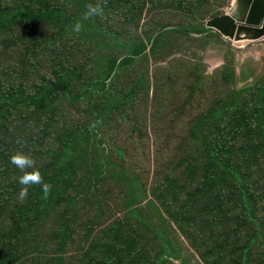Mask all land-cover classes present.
I'll return each instance as SVG.
<instances>
[{
    "label": "rangeland",
    "instance_id": "obj_1",
    "mask_svg": "<svg viewBox=\"0 0 264 264\" xmlns=\"http://www.w3.org/2000/svg\"><path fill=\"white\" fill-rule=\"evenodd\" d=\"M5 1L0 0V9ZM107 1H98L102 5L100 22L91 23V34L61 36L58 26L30 21L0 31L1 93L17 92L38 99L47 90L43 76L55 73L70 80L71 89L81 93V99L75 100L59 87L48 101L33 105L21 101L12 106L15 109L5 106L1 112L0 221L5 226L16 224L14 213L21 211L32 193L35 196L34 188L42 185L47 164L65 145L74 149L78 165L72 180L76 210L64 220L56 216L42 220L46 232L26 235L17 261L75 264L94 245L97 255L102 254L116 235L140 228V221L148 226L144 232L140 229L139 247L147 252L144 264H153L162 247L155 240L157 228L168 229L173 250L180 257H168L164 264H229L232 240L225 231L244 216L245 203L255 208L264 200V158L253 150L235 152L233 157L236 155L241 168L236 163V171L224 177L225 187L211 200L206 195L203 169L212 158L210 151L221 148L214 156L219 161L226 145L227 161V143L239 149L247 144L248 135L256 133L252 109L244 116L248 121L240 120L238 125L227 120L232 114L223 109L230 89L245 94L263 78L264 43L235 44L209 30L203 36L189 34L194 42L185 43L182 51L168 38L169 30H207L211 20L233 11L235 0H163L169 7H160L159 0H130L127 9L139 24L128 29H121L126 9H107ZM174 2H181L189 16L171 10ZM140 8L142 13L136 16ZM163 25L166 27L158 30ZM123 33L129 39L126 44L121 42ZM157 35L163 36L164 43L170 40L166 55L151 51ZM178 54L197 66L203 63V77L189 68L193 65L173 66ZM97 113L103 118L96 119ZM236 127H240L241 139L234 141L230 130ZM126 175L136 177L145 191L150 183L161 184V189L154 196L149 194L144 204V200L134 201L126 188ZM189 193L192 199L188 202ZM176 204L179 215L174 211ZM46 209L45 205L39 207L37 216ZM131 211L141 220L132 217ZM211 215L215 230L197 233L206 229L202 220ZM256 252L252 247L253 261Z\"/></svg>",
    "mask_w": 264,
    "mask_h": 264
},
{
    "label": "trees",
    "instance_id": "obj_2",
    "mask_svg": "<svg viewBox=\"0 0 264 264\" xmlns=\"http://www.w3.org/2000/svg\"><path fill=\"white\" fill-rule=\"evenodd\" d=\"M98 1L99 0H93L94 3L90 4L87 0H16V3L9 4L6 0L4 7L0 9V31H11L20 22L30 21L33 23H40L44 26H58L61 28V36H68V34L71 36L73 34L75 36L91 34L89 33V29H93L91 28V23L100 22L99 9L102 5L98 4ZM134 1L137 2V0ZM138 1L143 3L145 0ZM159 3H162L160 7H169L168 3H164L163 0H159ZM131 4L130 0H108L104 7L107 9L115 8L119 12L123 6L126 11L121 15L123 19L121 29H128L131 24L135 26L139 24L137 22V17L134 19L131 18V14L129 13L130 11L127 9L128 5ZM172 8H175L171 10H174L176 14L177 12H182L189 16V11L184 8L181 2H174V6ZM141 13L142 9L140 8L137 10L136 16H140ZM124 23H126V25H124ZM165 27L166 25H163L162 27L160 26V29L158 27V30H162ZM99 28L102 29V26ZM208 32L209 30L199 28L198 30L192 31L169 30L167 31V34L169 35L168 38L170 40H174L179 49L183 51L185 43L192 44L194 42L189 38V34L192 33L198 36H203ZM120 36H122V44H126L129 41L127 37L125 38L127 33L120 34ZM158 37L159 36L157 35L153 39L154 41L152 43L153 45L151 51H154L160 56L166 55V52L170 51V47L168 46L170 44V40H167V42L164 43L163 36L160 38ZM33 46L36 47L35 44H33ZM140 46L141 52L144 54L146 49L144 42ZM36 51L37 50L34 48L32 49L34 56ZM178 55L179 57L173 61V66L176 64L181 67L183 66V63L193 65L189 68L198 71V73H200L203 77L201 71L203 63L200 62V65L197 66L183 60L180 54ZM126 58L130 61H134L131 55H128ZM227 70L228 67H226V71ZM51 75L52 76H43L47 90L40 93L38 96L40 98L38 99L35 98L34 95L24 97L17 95V92L8 95L0 92V121L2 117L1 112L4 110L5 106H10V108L15 109V107L12 106L17 105L21 101H26L31 105L38 104V101H48L54 96L53 94L55 92H59V87H62L66 89L67 92L71 93L75 100L81 99V93L75 92L74 89H71L70 80L64 79L62 75L57 73ZM219 77L221 79V73L219 74ZM250 88V91L245 94H240L238 93V90L230 89L229 91L231 94L228 97L229 99L226 104L227 107L223 110L226 114H232L227 116V120L238 125L240 120H246V122L248 121V119L244 120V116L246 115L248 109H252V120L256 127V133H253L254 135L251 136L248 135L249 140L247 144L243 145L239 149H237L236 144L227 143V147L230 151L228 154L230 157L228 160L226 159L227 161H224L227 157V151L225 148L226 145L222 146V157L219 161L214 160V156L221 148L218 147L210 151L212 158L205 164L203 169L204 184L207 191L206 195L209 197L208 200H211V197H214V199L218 197L221 192V190L218 189L225 187L224 177L228 176L229 173L231 174L236 171V168L233 169V167H236V163L239 166L238 168H241V162L236 158V155L233 157L235 152L249 153L250 150H253L257 152L258 157L260 156V158H264V76L258 83L251 85ZM21 91L22 90H19V93H21ZM94 117L96 119L98 117L102 119L103 114L97 113ZM97 126L98 121L96 120L95 128ZM239 128L240 127H236L230 130V135L233 136L232 138L234 141L241 139V137H238ZM213 147H215V145H213ZM77 167L78 165L74 160V149L70 144H67L60 155L57 156L53 162L47 164L42 185H36L34 188L35 196L32 193V196L22 207L21 211L14 213L13 218H18L16 220V224H13L12 228H9L8 224L5 226V224L0 221V224L2 225L0 229V264H19L17 261V255L20 249L24 248V243L27 240L25 236L34 234L35 232H46L47 227H45V225L41 222L42 220L45 221L50 216H56L62 220L67 217H71V214H73L76 210L72 193V180L73 177H75V170ZM237 173L240 174V170H238ZM189 177L192 178V175L189 174ZM109 179L112 180L111 177H109ZM126 182V188L130 191V197L134 201L144 200L143 204L146 200H148L149 194L154 196L159 192V188L161 189V184L155 187V184L152 185V183H150L147 187V191H145L140 184L141 182L136 177L131 178L129 175H126ZM190 196L192 197V194L189 193L187 196L189 197L188 202L192 199ZM260 200L255 208L253 204L245 203L244 209H242V211H244V216L239 218L235 227L231 226L229 230L225 231L232 240L231 260L229 264H264V200L261 203ZM176 201L178 203H182L179 198H177ZM42 205H45L47 209L41 215L46 214L47 216L40 218L41 215L37 216V209ZM175 206L176 208H174V211L177 213V204ZM187 208L191 209V206L187 205ZM130 213L132 214V217L137 218V221L141 220L135 211H131ZM237 213L240 214L241 211H238ZM177 218L179 219V217ZM212 219H214L213 216L212 218L204 217L202 223L207 227L205 230L197 231V233L202 231H214L217 224L216 222H213ZM191 223L192 221H189L188 226L191 225ZM139 224L140 228L133 229L130 234L117 231L122 234L120 236L116 235L115 241L110 244V247L107 246L106 250L103 251L102 254L104 255H97V250L94 248V245L88 254L83 255L79 261L75 260L74 263L144 264L147 252L144 247H139L142 239L140 229L144 232V228L148 226H145V222L139 221ZM60 228L61 227L58 229ZM58 229H54V232ZM156 231V234H154L155 240L161 243L162 247L154 256L155 258L153 264H164L168 257L180 258L173 250V242L169 238L168 229L163 228L160 230L157 228ZM218 246L219 243L215 246L214 251L218 250ZM252 247H254L255 252L259 250V254L256 252L255 261H253L250 255ZM62 249H65V245ZM220 251H222V249H220ZM29 252L33 253L32 251ZM62 254L63 252H57L58 256H61Z\"/></svg>",
    "mask_w": 264,
    "mask_h": 264
},
{
    "label": "water",
    "instance_id": "obj_3",
    "mask_svg": "<svg viewBox=\"0 0 264 264\" xmlns=\"http://www.w3.org/2000/svg\"><path fill=\"white\" fill-rule=\"evenodd\" d=\"M207 27L235 44L264 43V0H236L231 14Z\"/></svg>",
    "mask_w": 264,
    "mask_h": 264
},
{
    "label": "clouds",
    "instance_id": "obj_4",
    "mask_svg": "<svg viewBox=\"0 0 264 264\" xmlns=\"http://www.w3.org/2000/svg\"><path fill=\"white\" fill-rule=\"evenodd\" d=\"M235 1H236V0H235ZM234 4H235V3H234ZM232 12H233V11H232ZM232 12H231V13H232ZM231 13H230V14H231ZM228 15H229V14H228ZM225 16H226V15H225ZM222 17H223V16H222ZM219 18H220V17H219ZM215 19H216V18H215ZM213 20H214V19H213ZM211 21H212V20H211ZM211 21H210V22H211ZM206 27H207V26H206ZM207 30H211V31H213L214 33H216V34H218V35H220V36H222V37H223V35H221V34H219V33L215 32V31H214V30H212V29H209L208 27H207ZM223 38H224V37H223ZM225 38H226V37H225ZM230 41H231V40H230ZM231 42H232V43H234L233 41H231Z\"/></svg>",
    "mask_w": 264,
    "mask_h": 264
}]
</instances>
